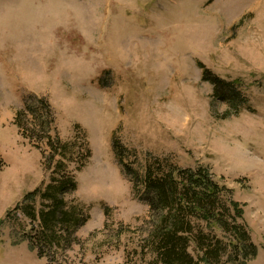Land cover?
<instances>
[{"label":"rangeland","instance_id":"obj_1","mask_svg":"<svg viewBox=\"0 0 264 264\" xmlns=\"http://www.w3.org/2000/svg\"><path fill=\"white\" fill-rule=\"evenodd\" d=\"M198 61L241 96L229 112ZM28 96L46 97L61 139L84 132L92 152L65 197L89 219L50 264L154 259L150 206L122 172L114 136L136 151L128 160L141 175L149 154L210 167L257 247L250 260L227 262V253L223 264H264V0H0V264H49L23 237V216L6 218L63 159L48 172L20 134Z\"/></svg>","mask_w":264,"mask_h":264},{"label":"trees","instance_id":"obj_2","mask_svg":"<svg viewBox=\"0 0 264 264\" xmlns=\"http://www.w3.org/2000/svg\"><path fill=\"white\" fill-rule=\"evenodd\" d=\"M197 64L203 81L212 85L214 100L226 103V112L236 106L237 99L241 102V96L230 82L213 74L203 62ZM16 123L22 137L43 154L48 172L51 173L56 157H63L48 181L29 192L6 215L14 222L23 216L25 220L21 224L28 229L23 237L50 264L69 240L79 243L74 234L89 219L82 205L70 204L65 197L77 189L75 171L85 167L92 152L84 132L81 137L76 130L68 142L61 139L57 133L56 112L46 97H26L16 115ZM46 150L50 152L47 154ZM113 151L132 184L134 195L150 206L152 228L150 245L145 250H151L155 257L148 264H223L222 258L227 253H230L227 262L244 263L256 256L257 247L242 220L241 208L210 167L200 165L187 169L172 157L149 154L141 175L133 168L138 160H128L130 154L137 158L136 151L128 149L116 136ZM70 164L75 165L74 171ZM139 184L142 190L138 189ZM104 212L109 217L111 208L106 206ZM207 227L212 230L210 233ZM214 231L221 232L222 238Z\"/></svg>","mask_w":264,"mask_h":264}]
</instances>
